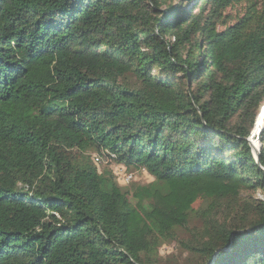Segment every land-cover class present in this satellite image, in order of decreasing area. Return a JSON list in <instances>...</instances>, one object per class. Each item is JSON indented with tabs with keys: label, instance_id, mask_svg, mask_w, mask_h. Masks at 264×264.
I'll return each mask as SVG.
<instances>
[{
	"label": "trees",
	"instance_id": "trees-1",
	"mask_svg": "<svg viewBox=\"0 0 264 264\" xmlns=\"http://www.w3.org/2000/svg\"><path fill=\"white\" fill-rule=\"evenodd\" d=\"M263 104L264 0H0V264H264Z\"/></svg>",
	"mask_w": 264,
	"mask_h": 264
},
{
	"label": "rangeland",
	"instance_id": "rangeland-1",
	"mask_svg": "<svg viewBox=\"0 0 264 264\" xmlns=\"http://www.w3.org/2000/svg\"><path fill=\"white\" fill-rule=\"evenodd\" d=\"M175 3H177L178 0H173ZM244 9V4L242 5H235L228 7L224 11V15L228 18L236 16L238 14H242ZM97 49H100L102 47L96 46ZM263 115H259L257 120L255 121L254 127L252 128V131L249 136V143L253 150V155L255 157L259 154L260 149L262 146H264V140L262 141V138H264V125L260 124V120ZM264 121V119H263ZM97 154V152H91L90 157L94 158ZM97 164L98 170L103 169H110L113 171V173L116 175V178L121 185H130V184H146L151 181L152 177L146 174L145 171L142 170H126L123 166L114 163L110 161L108 158L102 156L100 157V161ZM128 176H131L128 178ZM256 197H262L259 192H256L254 194ZM131 203H134L132 199H130ZM198 206V203L195 204L194 208ZM185 234H180V238H185ZM159 255L161 256V262L163 264H186L191 259L187 252L182 251L177 243H164L159 247Z\"/></svg>",
	"mask_w": 264,
	"mask_h": 264
},
{
	"label": "built area",
	"instance_id": "built-area-1",
	"mask_svg": "<svg viewBox=\"0 0 264 264\" xmlns=\"http://www.w3.org/2000/svg\"><path fill=\"white\" fill-rule=\"evenodd\" d=\"M263 109H264V104L261 106V110H260V114L261 115H264V112H263ZM264 125V124H263ZM93 160L98 163L100 161V156L96 155ZM131 176H128V178H130Z\"/></svg>",
	"mask_w": 264,
	"mask_h": 264
},
{
	"label": "bare ground",
	"instance_id": "bare-ground-1",
	"mask_svg": "<svg viewBox=\"0 0 264 264\" xmlns=\"http://www.w3.org/2000/svg\"><path fill=\"white\" fill-rule=\"evenodd\" d=\"M263 112H264V109H263ZM263 119H264V115L262 116V118H261V120H260V124H264V121H263Z\"/></svg>",
	"mask_w": 264,
	"mask_h": 264
}]
</instances>
